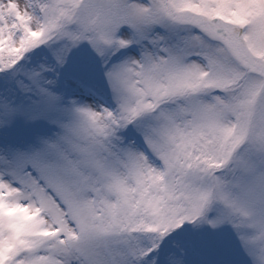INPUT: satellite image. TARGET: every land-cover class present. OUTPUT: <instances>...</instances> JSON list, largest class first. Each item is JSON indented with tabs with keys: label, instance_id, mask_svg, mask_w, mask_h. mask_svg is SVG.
Returning <instances> with one entry per match:
<instances>
[{
	"label": "snow or ice",
	"instance_id": "1",
	"mask_svg": "<svg viewBox=\"0 0 264 264\" xmlns=\"http://www.w3.org/2000/svg\"><path fill=\"white\" fill-rule=\"evenodd\" d=\"M0 264H264V0H0Z\"/></svg>",
	"mask_w": 264,
	"mask_h": 264
}]
</instances>
